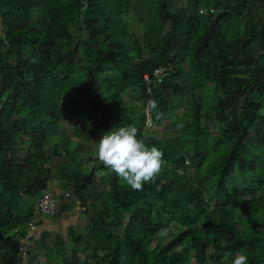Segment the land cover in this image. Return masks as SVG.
<instances>
[{"label": "trees", "instance_id": "obj_1", "mask_svg": "<svg viewBox=\"0 0 264 264\" xmlns=\"http://www.w3.org/2000/svg\"><path fill=\"white\" fill-rule=\"evenodd\" d=\"M0 25V264H264V0H0ZM129 124L164 153L137 191L91 145ZM53 167L45 216L70 193L89 223L29 237Z\"/></svg>", "mask_w": 264, "mask_h": 264}, {"label": "clouds", "instance_id": "obj_2", "mask_svg": "<svg viewBox=\"0 0 264 264\" xmlns=\"http://www.w3.org/2000/svg\"><path fill=\"white\" fill-rule=\"evenodd\" d=\"M153 108L157 107L155 100L150 101ZM95 157L106 168L124 180L132 190H142L147 182H154L162 170L164 153L156 146H148L138 137L135 125L114 128L105 133L95 151ZM167 228L160 230V235L166 236ZM248 257L237 254L232 264H247Z\"/></svg>", "mask_w": 264, "mask_h": 264}, {"label": "crops", "instance_id": "obj_3", "mask_svg": "<svg viewBox=\"0 0 264 264\" xmlns=\"http://www.w3.org/2000/svg\"><path fill=\"white\" fill-rule=\"evenodd\" d=\"M2 34V28H1V25H0V35ZM94 142V141H93ZM91 143V145H92V147L93 148H97V144H95V143ZM66 163H68V162H66ZM92 166V165H91ZM55 167H59V168H61V159L59 158L58 159V161H56L55 162ZM55 167H53V172H55V169H57V168H55ZM69 168V166H68V164H65V166H64V168L63 169H68ZM63 169L61 170V171H63ZM60 171V170H59ZM60 176H62V173L60 174ZM58 177V176H57ZM56 177V180H54L53 178L51 179V181L49 182V188H48V193H50V195L51 196H55L56 198H59V196L61 195V194H63V185H62V178H61V181H59V179ZM65 193V192H64ZM65 195V201L67 202V203H69V201L71 202V201H75V198L74 197H72L71 195H70V193H66V194H64ZM66 197H68V198H66ZM67 199L69 200V201H67ZM77 203V202H76ZM77 207L79 208V206H78V203H77ZM76 209V210H78V211H76V213L78 214V213H80V211H79V209ZM75 210V209H74ZM72 210H69L68 211V213L69 214H74L75 212H71ZM75 213V214H76ZM65 215V214H64ZM79 215V214H78ZM72 217V216H71ZM71 217H64V220L63 221H65V219L66 220H68V222H69V220L71 221L72 219H70ZM58 219H54V217L53 216H40L38 219H37V226H36V228L34 229V230H32L33 232H31L30 233V236L29 237H31V236H34L35 238H37V237H39L40 235H41V233H43V232H49V233H52L54 230H55V232L56 233H58V232H61V231H63V233H66V231H67V228H69V226L71 225V223H68L67 224V226H65V225H63L64 227L63 228H61V225H59V223H58V221H57ZM63 221H62V223H63ZM73 223H75L74 221H73ZM72 223V224H73ZM58 230V231H57Z\"/></svg>", "mask_w": 264, "mask_h": 264}, {"label": "rangeland", "instance_id": "obj_4", "mask_svg": "<svg viewBox=\"0 0 264 264\" xmlns=\"http://www.w3.org/2000/svg\"><path fill=\"white\" fill-rule=\"evenodd\" d=\"M132 28L133 29H135L136 31H141L142 29H141V26L138 24V23H136V22H133L132 21ZM169 30V27H166L165 28V32H167ZM196 95H197V98L200 100V91H197L196 92ZM61 138V136H57V137H54L52 140H51V143H58V141H59V139ZM94 143V142H93ZM64 163H63V160L61 159V165H63ZM89 167L91 168V165H89ZM88 167V168H89ZM66 170V169H65ZM67 171V170H66ZM62 173V171L60 170H58V169H55V172H53V179L54 180H56V177L59 179V181H61V176H60V174ZM54 199H56V201H57V203H58V198H56L54 195L52 196ZM66 198H68V197H66ZM67 201H69L68 199H67ZM35 202V200L33 199L30 203H34ZM59 204V203H58ZM69 207H70V209L72 210L71 212L73 213V212H75L76 213V211H78V210H76L78 207H77V203H76V200L75 201H69ZM75 209V210H74ZM79 209V208H78ZM80 211V210H79ZM69 214L68 212L67 213H65V215H62L57 221H58V223H59V225H61V228H63L64 226L63 225H65V226H67V224L68 223H71V225L69 226V227H72V230L73 231H75V232H82V231H84L83 230V228H87V224L89 223L88 222V218L85 216V215H83L82 213H81V211H80V213H76V214ZM71 217L70 219H72L71 221L69 220V222H68V220H66L65 219V221H63L64 220V217ZM62 221H63V223H62ZM73 221L75 222V223H73ZM73 223V224H72ZM58 231V230H57ZM62 232V231H61ZM56 232H55V230L52 232V234H55ZM59 233V232H58ZM72 243H73V241H72Z\"/></svg>", "mask_w": 264, "mask_h": 264}, {"label": "built area", "instance_id": "obj_5", "mask_svg": "<svg viewBox=\"0 0 264 264\" xmlns=\"http://www.w3.org/2000/svg\"><path fill=\"white\" fill-rule=\"evenodd\" d=\"M168 70L165 68H159L156 69L153 77L159 78L167 75ZM145 80L148 82V84L152 83V77L150 75L145 76ZM147 114H148V124L149 126L152 125V120H151V111L147 109ZM57 211V204L55 199L49 195L45 194L41 199H39L35 205V214L37 215H54ZM31 228L34 230L36 228L35 224L31 223ZM28 246L23 245L21 248L22 256L23 258H27L28 255Z\"/></svg>", "mask_w": 264, "mask_h": 264}]
</instances>
